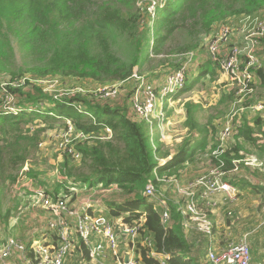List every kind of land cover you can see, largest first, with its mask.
<instances>
[{
  "label": "trees",
  "instance_id": "trees-1",
  "mask_svg": "<svg viewBox=\"0 0 264 264\" xmlns=\"http://www.w3.org/2000/svg\"><path fill=\"white\" fill-rule=\"evenodd\" d=\"M138 2L0 0V67L16 59L14 45L17 44L23 50L46 54L43 66L32 72L38 78L50 76L88 80L100 86L121 84L132 79L135 68L142 73L153 56L167 54L169 43L179 31H188L196 40L203 33H211L220 22L229 19L240 22L248 17L257 18L264 12V0H166L163 6L157 4L152 18L148 9L139 7ZM121 38L127 39V59L115 50ZM197 50L199 52L196 54L200 56L203 46L199 43L182 51L186 53ZM260 58L262 63L253 70L252 84L254 86L257 81L264 88V57L261 55ZM185 62L186 58L178 59L173 64L164 61L163 71L154 72L149 78L164 77L182 68ZM203 67L189 89L200 79L208 77L211 81L220 73L218 63L211 59ZM8 74L9 80L1 82L0 79V105L2 95H9L15 98L19 111L16 115L0 114V225L8 224L14 214L10 208L5 212L2 210L6 184L19 182L22 176L20 172L29 161V149L38 146L43 139L42 135L53 128L52 124L62 122L65 128L69 120L88 139L80 140L75 145L81 154L79 166L72 163L77 161H73L69 154L62 157L58 170L62 180L57 189L68 191V183L74 180L75 185L88 191L99 186L106 191L114 188L120 192L124 201L107 204L108 210L104 216L128 225H142L136 245V254L142 264H157V260L149 256L150 249L143 245L146 237L152 240L156 253L171 256L168 264H207L203 263L205 238L202 236L203 239H199L196 234H200L196 231H186L184 217L179 211L180 204L186 200L168 202L170 221L168 225H163L161 209L145 196L150 180L158 186L156 175L160 178H180L186 166L196 161L197 155L212 152L217 147L218 130L212 124V119L209 118L203 124L198 117L203 110L201 104L192 101L185 103L184 125L189 133L172 159L166 165L159 166V159L168 158L171 153L163 149L165 143L160 141L159 135L152 141L149 128L145 129L142 121L133 115L129 102L130 92L128 99L116 101H104L92 91L85 95L76 93L60 96L45 92L30 80L22 84L25 74L21 70L8 71ZM230 96L231 99L237 97L234 90H231ZM224 97L220 103H223ZM259 97L263 98L264 92H260ZM243 105L249 108L254 104ZM251 123L250 119L241 122L233 144L219 159H211L212 165L222 162L224 171L232 173L237 166L234 162L243 159L246 154L264 160V147L258 145L257 138L263 132V119L256 116ZM223 124L219 126L220 129ZM106 128L112 131V137L102 141L100 135ZM80 165H85L88 171L83 172V166ZM27 175L30 178L37 176H33L32 171ZM228 181L239 185L241 190H252L254 194L264 193V188L251 186L247 182L235 178ZM46 193L59 195L58 191ZM81 247L79 250L88 260L84 245L81 244Z\"/></svg>",
  "mask_w": 264,
  "mask_h": 264
},
{
  "label": "built area",
  "instance_id": "built-area-1",
  "mask_svg": "<svg viewBox=\"0 0 264 264\" xmlns=\"http://www.w3.org/2000/svg\"><path fill=\"white\" fill-rule=\"evenodd\" d=\"M248 20H252L251 17H248ZM212 33L208 36L209 38L206 37L202 40L204 53L218 63L219 72L227 78V86L236 85L239 94L251 95L255 91L254 86L252 87L253 70L261 66L262 63L258 53L264 50V20L255 18L249 26L242 24L239 27L232 21H227L217 32ZM197 56V54L191 55L186 59L182 68L164 76V81L158 88L142 76H133L132 80L135 83L131 85L129 97L131 111L136 118L147 123L152 141L156 135H159L160 141L166 143L169 137V131H167L168 112L166 114L168 103H170L168 100H176L178 93L185 89L188 80V65ZM46 80L50 79L36 80L32 83L41 87ZM25 81L22 80V84ZM52 81L54 82V80ZM41 88L45 92L49 91ZM116 88L118 87L106 86L92 90V92L95 95L99 94L98 96L104 101H108L119 98ZM76 92H83V90L79 89L68 95H74ZM58 94L64 95L62 92ZM242 101L243 97L239 99V102ZM251 109L255 110V107ZM256 109L262 110L263 107L259 105ZM18 111L15 98L2 95L0 114L16 115ZM66 122L67 127L64 128L66 131L59 150L62 156L69 154L73 161H79L81 154L76 150L75 145L80 140L88 139V136L76 130L69 120ZM239 126L240 123L238 124V121L234 120V116L232 119H226L217 134V147L209 156L210 164L211 159H219L224 154L228 142L235 135ZM100 136L102 141H108L112 137V131L106 128ZM72 141H74V146L70 145ZM169 159H159V166L166 165L172 158ZM234 163L237 166L233 172H237L239 166L243 165L245 168L264 174V160L256 156L245 155L243 159ZM212 166L211 170L195 178L192 183L190 182V185L182 184V181L176 177L160 178L156 175L159 187L153 180H150L146 186L145 196L161 209L162 224L168 225L170 221L169 199L162 187L165 188V185L175 187L176 191L182 195V200H186L179 207V211L184 217L186 231H196L205 238L208 264H253L249 237L257 231L263 230L264 233V221L239 241L220 238L212 216L202 206V202H209L217 194H223L222 203L230 205L238 198L239 188L226 180V175L229 173L224 171L222 162ZM160 183L163 185H159ZM71 190L76 191L72 188ZM103 190L98 186L90 192H108ZM35 193L31 198L33 206L40 207L50 217L47 224V238L30 245L17 238H9L4 243L0 242V264H67L68 257L76 254L86 260V264H142L136 254L141 224L128 225L121 220H110L104 216L106 208L104 209V206L98 203V199L95 201L96 206L90 207L95 213L93 215V213L87 212L88 204L85 205L86 207L84 206L83 210L85 211L77 209L73 204L74 200L66 195L51 196L41 190ZM228 215L232 216L233 213L229 212ZM81 244L86 249L88 260L79 250L83 248ZM123 245L127 250H122ZM143 245L150 249L149 256L156 259L157 264H168L171 256L165 253H156L154 244L149 237L143 240ZM126 254L130 256L128 263L124 261Z\"/></svg>",
  "mask_w": 264,
  "mask_h": 264
},
{
  "label": "rangeland",
  "instance_id": "rangeland-1",
  "mask_svg": "<svg viewBox=\"0 0 264 264\" xmlns=\"http://www.w3.org/2000/svg\"><path fill=\"white\" fill-rule=\"evenodd\" d=\"M160 3L161 6H163L166 3V0H139L138 6L139 7H145L148 9V11L151 13L152 18H154L157 8V3ZM257 18L264 20V12L257 16ZM245 19V18H244ZM252 20H248V18L241 19L242 21L239 22L237 19H229L223 22H220L214 27V32H217L219 28L223 25V23L227 21H232L236 26L240 25H247L249 26L252 22ZM211 31V33L213 32ZM214 32L212 34H214ZM209 34H202L199 38L194 40V38L188 33L186 30L179 31L175 37L173 38L172 42L169 43L166 53L164 55L151 58V62L147 63L142 71L139 72L138 68L134 69V75L138 76H144V78L151 84H153L155 87H159L162 85V82L164 81L163 77H154L149 78L151 74L154 72H162L163 71V62L167 61L168 63L172 62V64L181 58H189L191 55L196 54L199 52L197 50L196 52H184L183 49H187L190 45H195L197 43L200 44V46H203L202 40H204L206 37L210 36ZM209 38V37H208ZM153 39V37H152ZM151 39V43L152 40ZM119 46L117 45L115 50L119 55H121L123 58H129L128 55V45H127V39L121 38L120 39ZM15 49V57L16 59L14 61H11L10 63H5L4 67L0 69V79L1 82H5L6 80H9V74L8 71H19L21 70L25 75V80H31V82H35L36 80H46L45 84L41 87L44 89L49 90L47 93L51 94H58L59 92H62L64 95L70 94L71 92H74L76 90H83V92H76V93H82L86 94L91 92L92 90L103 88L106 86H117L118 88V99L126 100L129 97V92L131 89V85L134 84V80H129L125 83L121 84H113V85H106V86H100L97 83H94L92 81H79L75 79H66L63 77H45V78H38L34 72L39 67L43 66V62L46 61V54H35L29 50L21 49L17 44L14 45ZM182 52V53H181ZM200 56H197L195 60H193L188 65V80L186 84V91H181V93H178V98L176 100H168V110H171L172 108V117L168 118V125L170 126L174 120H180V111L182 109L181 104L187 103V102H202L203 103V110L199 112L198 117L200 119V122L203 124H206L209 121V118L212 119V124L216 127V130L220 131L221 124H223L226 119H232L234 116V120L238 121V124L243 122L244 119H250V122H254V119H256V116L261 117L264 114V111H254L253 109L244 108L243 105L246 103L248 106L262 103L264 104V97H259L260 92H264V88H261L257 81L254 83L255 87V93L253 92L250 96L243 95L238 93V88L236 85L226 87V83L221 78H212L210 81L209 78L205 77L200 79L196 85L189 89V85L192 84L193 79L199 75L201 72V69H203L206 62L210 60V58L207 56L206 53L203 51L199 53ZM261 55L264 57V52L260 51L258 53V56L261 57ZM169 69L170 67H166L165 69ZM217 69V67H215ZM221 74V73H220ZM133 75V76H134ZM146 76V77H145ZM148 76V77H147ZM219 76V75H217ZM133 78V77H132ZM190 78V79H189ZM195 79V80H196ZM24 80V81H25ZM54 80V82L52 81ZM194 80V81H195ZM146 82V83H148ZM253 87V84H252ZM111 88V87H107ZM232 88V89H231ZM231 90L235 91L236 98L231 99L230 92ZM74 93V95L76 94ZM98 94V93H96ZM181 94V95H180ZM99 95V94H98ZM224 97L223 103H220L221 98ZM252 96V97H251ZM243 97V101L239 102V99ZM250 97V98H249ZM117 98L114 99L115 101L118 100ZM111 100V101H114ZM165 104V103H164ZM199 104V103H198ZM165 106V105H164ZM254 106V105H253ZM264 106V105H263ZM207 109H205V108ZM166 111L167 112L169 111ZM263 110V109H262ZM232 114V115H231ZM231 115V116H229ZM153 120V119H152ZM141 122V121H140ZM142 126L145 129H148L147 123L142 121ZM62 122H58L56 124H52L53 128L47 130L42 135V143L38 144L37 147H33L29 149V161L27 166L20 172L22 174L21 178H19V183H15L14 185L6 184V187L4 188V194H3V201H2V210L5 212L8 208L12 209V212H14L13 217L9 219V222L11 223L7 228L1 227L0 228V237L6 238L10 236L9 234H15V232L23 231L28 232V229H24L22 226H19V222L17 224L14 223V220L17 219L18 214L20 213L19 217L20 220L27 219L25 218L27 215V211L22 212L23 204L25 206L28 205V201L36 194V191H43L44 193L50 191L55 192L58 191L59 194L66 195L71 200H76L77 204L75 205L77 209H81L83 206L88 204V202L91 200H88V196H90V191L79 188L78 185H75L74 180H70L68 183V186H70V189L68 191H64L62 188L61 190L57 189V186L60 185L61 177L59 175V168L60 164L63 160V156L61 155V151L59 150V146L63 141V136L65 133V129L62 127ZM181 123H178L180 125ZM180 127V126H178ZM219 127V129H218ZM157 129V127H155ZM167 131L168 128H167ZM264 132V131H263ZM218 133V132H217ZM187 133L183 134L182 132H178L175 136V138H171L167 144H164L163 149L165 151L171 153V156L174 155L177 151L178 146L183 142V140L187 137ZM235 135H233L232 138H234ZM1 138V135H0ZM181 138L182 140L180 142L177 141V139ZM258 140L259 145L263 146L264 143V133L258 134ZM175 140V141H173ZM235 141V140H234ZM74 141L70 142L71 146H74ZM167 142V140H166ZM218 144L217 136H216V146ZM27 147V146H26ZM216 149V147H215ZM213 149L212 151H214ZM210 150V149H209ZM208 150V151H209ZM60 154V155H59ZM211 151L204 154L197 155V159L193 164L188 165V170L193 173H199L200 171H204L196 176L193 177L198 178L205 173H207L209 170L212 169V165L210 164V156ZM246 154V153H244ZM74 165L79 166L80 160L77 162H72ZM158 163V162H157ZM83 166V172H87L88 169L85 165H80V167ZM21 171V170H20ZM32 171L33 176L37 174L36 178L29 177L27 175L28 172ZM249 172L247 168H245L243 165L239 166V169L237 172L227 174L226 178L228 180H231L234 178L241 182H247L251 186L253 185L251 182L254 183V181L249 182L246 173ZM244 173V174H243ZM239 174H241L240 177H237ZM235 175V176H233ZM237 175V176H236ZM36 181L39 183L37 184ZM73 183L74 185L72 186ZM64 185V184H63ZM66 186V185H65ZM237 187L239 185H236ZM74 189L76 191L71 190ZM164 192H166L165 188L162 187ZM240 193V190H239ZM254 196V197H253ZM93 200H99V204L104 206V209L106 208V211L108 210V205L110 202H123L124 197L120 195V192L116 191V189H111L106 193V195H97L95 194L92 198ZM26 200H28L26 202ZM215 200V198H213ZM216 204L220 203L217 201H214ZM18 204L20 206L18 207ZM98 205V204H97ZM224 205L223 208H213V214H216L222 223L225 222L226 218H228L227 222L230 224L232 223L235 225L236 229L232 230L231 235H220V238L222 239H228L230 241H239L245 234L251 232V228L258 227L263 221H264V199H260L259 195H255L251 193L249 196H238V198L230 205ZM227 206V207H225ZM18 207V208H17ZM17 208V209H16ZM105 211V212H106ZM209 211V210H208ZM211 214V211H209ZM232 212L233 215L229 216L228 213ZM39 216L44 217V213H38ZM14 219V220H13ZM120 221V220H118ZM19 226V227H18ZM39 226H41L42 232L39 233V235H42L40 240L43 241L45 238H47L46 232H47V225L46 223L42 224L39 223ZM40 229V228H39ZM5 236V237H4ZM191 236V235H190ZM196 236L201 239L202 236L197 235ZM203 239V238H202ZM219 239V237H217ZM229 241V242H230ZM249 241L252 247V263L253 264H264V233L262 231H257L255 233H252L249 237ZM28 242H26L27 244ZM205 256H203V263H207L206 259V250ZM82 258L80 255L76 254L75 256L72 255L68 257L67 264H86L85 262L81 261ZM208 264V263H207Z\"/></svg>",
  "mask_w": 264,
  "mask_h": 264
},
{
  "label": "crops",
  "instance_id": "crops-1",
  "mask_svg": "<svg viewBox=\"0 0 264 264\" xmlns=\"http://www.w3.org/2000/svg\"><path fill=\"white\" fill-rule=\"evenodd\" d=\"M217 77L218 78H221L224 81V83H226L227 78L225 76H223L222 73L221 74L219 73V76H217ZM226 87H230V86H227L226 85ZM177 98L178 97H176V99ZM196 103H199V104H201L203 106V103L202 102H198L197 101ZM184 104L185 103H182L181 104V107H182V109L180 111L181 119L180 120H176L175 119L174 122L170 126L167 127L168 130H169V133H168L169 134V137H168L167 142L165 144H167L169 142V140H171V138H175L176 134L179 131L182 132L183 134H185L187 132L189 133V129L186 128L185 125H184L185 124V121H186V110H185ZM259 105L263 107V110L256 109V107L259 106ZM263 105L264 104H262V103H257V104H254V106H250L249 109L255 107V110L254 111L262 112V111H264V106ZM170 109L171 110H168L167 109L169 111L168 112L169 118L172 117V111H174V110H172V108H170ZM205 109H207V108H205ZM249 109H247V110H249ZM261 117H262L263 122H264V114ZM178 123H181L180 125H178L180 127L177 126ZM251 125H252V123H251ZM263 131H264V125H263ZM218 133H219V131H218ZM263 133L264 132H262V134ZM257 137H258V135H257ZM181 140H182L181 138L177 139L178 142H180ZM173 141H175V140H173ZM233 142H234V139L232 138L228 142L227 148L231 144H233ZM259 142L260 141H258V145H259ZM262 143H264V142H262ZM263 147H264V144H263ZM246 155H249V154H246ZM169 158L171 159L172 156H169L168 159ZM247 170L249 172L246 173L247 177H245V178L248 179L249 182L254 181V183L251 182L253 184V186H255L257 188L259 187L260 189L261 188L263 189L264 188V174L261 173V172H259V171H253L250 168H247ZM202 172H204V171H200L199 173H196V174L193 173V172H190L188 170V165H187L186 168H185V170L182 172V174H181V176H180L179 179L182 181V184L190 185L192 183V181H193L191 179H193L194 176H196V175H198V174H200ZM232 173H234V172H232ZM229 174H231V173H229ZM240 176H241V174H239L237 177H240ZM226 180H227V178H226ZM165 190H166V195H167L169 201H172L173 203H178L180 200H182V195L179 194V192L176 191V189H175L174 186L165 185ZM239 190H240L239 196L242 195V196L247 197V196H249L252 193V190L246 191V190H241L240 188H239ZM103 191H105V190H103ZM106 193L107 192H98V191L91 192L90 193V196H88L89 197L88 200L91 199V201L88 202V205L86 204L87 205V209H88L87 212L93 213V215H95V213L90 208V207H95L96 206L95 200H93L92 198H93V196L95 194L101 196V195H106ZM255 195H259L260 196V199L261 198L264 199V193L263 194H255ZM223 196H224L223 194H217L214 197L215 200H211L209 202H202V206L204 208H206L207 210L211 211V216H212V219L214 221L217 234L219 233L218 235H231L232 234V230L233 229H236V227L232 223V221L229 224L227 222L228 218H226L225 222L222 223V221L220 220V218L216 214H213V211H214L213 208H223L224 207V205H222ZM27 201L28 200H26V202ZM214 201H217V202H220V203H217L216 204ZM73 204L75 206L77 204V201L75 200L73 202ZM23 206L25 208H23L22 212L27 211V215L25 217L27 219L20 220V217H19L20 213H19L18 216H17V219H15V220L13 219V220H14V223L15 224H17L19 222V226H22L25 230L28 229V232L27 233L25 232V234H24L23 231L21 232V231H18L17 230V232H15V234L14 233L13 234H9L10 236H8L6 238L0 237V242L1 243H4L9 238H17V239H20L21 241H23L24 243L28 242L27 245H30L33 242H37L38 240H40V238H41L42 235H39V233L42 232L43 229H41V226H39V223H42V224L46 223V225H47L50 217L40 207H34L33 206V202H32L31 199L28 201V205L27 206H25L24 204H23ZM85 207L83 206L81 209L83 210ZM225 207H227V206H225ZM83 211H85V210H83ZM38 213L39 214L40 213H44V217L39 216ZM10 224L11 223L9 222L6 225H0V228L1 227L7 228ZM251 229H253V228H251ZM221 239H222V237H221ZM223 240H228V239H223ZM122 250H124V251L127 250L125 245L122 246ZM81 261L86 263V260H83V258H82Z\"/></svg>",
  "mask_w": 264,
  "mask_h": 264
},
{
  "label": "water",
  "instance_id": "water-1",
  "mask_svg": "<svg viewBox=\"0 0 264 264\" xmlns=\"http://www.w3.org/2000/svg\"><path fill=\"white\" fill-rule=\"evenodd\" d=\"M129 259H130V256H129V254H126V255H125V260H124V261H125V263H128V262H129Z\"/></svg>",
  "mask_w": 264,
  "mask_h": 264
}]
</instances>
